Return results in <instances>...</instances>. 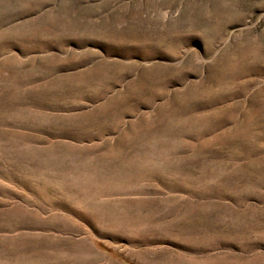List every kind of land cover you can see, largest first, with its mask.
I'll use <instances>...</instances> for the list:
<instances>
[{"label":"rangeland","instance_id":"1","mask_svg":"<svg viewBox=\"0 0 264 264\" xmlns=\"http://www.w3.org/2000/svg\"><path fill=\"white\" fill-rule=\"evenodd\" d=\"M264 264V0H0V264Z\"/></svg>","mask_w":264,"mask_h":264},{"label":"trees","instance_id":"2","mask_svg":"<svg viewBox=\"0 0 264 264\" xmlns=\"http://www.w3.org/2000/svg\"><path fill=\"white\" fill-rule=\"evenodd\" d=\"M126 262H128V263H130V264H137V263H135L134 261H130V260H128V259H126Z\"/></svg>","mask_w":264,"mask_h":264}]
</instances>
